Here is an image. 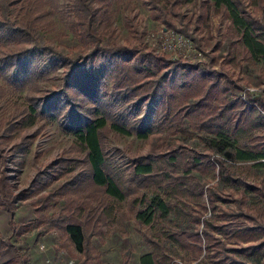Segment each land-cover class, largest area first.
<instances>
[{
    "label": "trees",
    "instance_id": "1",
    "mask_svg": "<svg viewBox=\"0 0 264 264\" xmlns=\"http://www.w3.org/2000/svg\"><path fill=\"white\" fill-rule=\"evenodd\" d=\"M108 1H70L69 29L87 46L72 55L39 42L29 11L25 9L14 21L7 16L8 0H0V45L13 44L11 49L0 50V77L14 88L25 86L30 91L10 116L8 130L45 118L44 124L57 121L74 135L65 154L36 170L24 190H40L43 176L57 179L81 165L67 181L40 193L32 203L37 212L60 198L54 213L16 224L12 215L17 194L11 188L5 157L13 161L10 155L24 153L31 138L23 135L6 149L0 146V209L6 212L9 226L16 235L32 224L41 226L40 234L49 230L65 233L87 259L91 236L103 235L106 220L120 208V202L127 201L134 222L151 230L142 233L150 250L139 256V264H179L166 251L171 245L192 253L194 259L204 252L213 264H250L237 255L261 251L264 225L237 220L252 219L240 207L215 221L214 209L225 198L197 178V173L216 171L224 182L240 184L243 189L253 187L233 176L220 157L182 144L163 150L154 147L127 156L123 171L107 156L103 142L109 132L124 135L132 130L137 137H145L149 129L142 123L152 114L167 132L181 131L187 125L211 134L210 149L223 154L226 162L252 161L264 168V97L246 90L245 100L227 94L221 73L185 58H169L162 49L104 43L105 33L98 26L108 19ZM145 1L150 17L166 30L188 33L178 8L192 0ZM209 1L229 21L236 54L264 65V0H248L260 10L259 18L245 8L244 0ZM55 61L60 68L59 83L38 87L36 77L46 66L53 68ZM103 68L111 78L104 93L97 71ZM140 106L143 114L134 117ZM72 151L78 154H68ZM206 207L209 216H204ZM226 239L232 240L226 244ZM10 248L0 237V256ZM17 261L18 255L12 254L0 264ZM204 261L201 257L196 264Z\"/></svg>",
    "mask_w": 264,
    "mask_h": 264
},
{
    "label": "rangeland",
    "instance_id": "2",
    "mask_svg": "<svg viewBox=\"0 0 264 264\" xmlns=\"http://www.w3.org/2000/svg\"><path fill=\"white\" fill-rule=\"evenodd\" d=\"M70 1L8 0L7 16L15 21L27 9L34 17L36 39L41 43L49 44L57 51L73 55L84 51L87 46L69 29ZM244 4L250 13L260 17V10L248 0H244ZM178 11L182 13V21L189 34L166 30L162 23L150 17L145 0H109L108 19L99 24L98 30L105 33L103 42L107 44H141L144 50L162 49L169 58L181 57L198 63L199 67L213 68L222 74L219 78L227 94H237L245 100L243 91L246 90L252 95L264 97L262 89L264 65L261 61L247 60L240 54H236V47L232 43L234 34L223 10L214 7L209 0H192L180 5ZM177 37L180 39L177 40ZM12 47V41H6L4 46L0 45V50H8ZM59 71L56 61L53 68L46 66V70L36 77L37 86L48 88L58 84ZM97 71L102 80L100 91L107 92L111 85V78L105 68L97 69ZM0 89V146L6 149L23 135L31 138V143L24 153L10 155L13 161H9L8 156L5 157L11 188L17 194L12 220L16 224L27 220L34 221L43 215L54 213L61 202L60 198H57L55 202L51 200L49 207L35 212L32 209V203L37 196L67 181L81 165H77L71 173L57 179L50 180L43 176L44 186L40 190L26 191L24 188L36 170L41 169L57 155L65 154L74 135L57 121L44 124L45 118L36 119L30 126L8 130L13 120L10 116L15 112L16 106L23 101L27 92L30 94V91L25 86L14 88L1 77ZM142 114L143 108L140 106L133 116L138 117ZM142 127L149 129L146 136L142 138L137 137L132 130L124 135L115 132L107 134L103 147L115 165L125 171L128 165L127 156L145 153L154 147L163 150L178 144L206 152L211 157H220L225 164L229 165V171L233 176L244 179L253 187L243 189L240 184L224 182L218 177L216 171L213 174L197 173L199 181L205 186L212 185L214 190L225 198L215 207L212 218L215 221L223 220L226 218L223 213L238 212L241 208L255 220L244 217H237V220L248 223L259 222L264 225V168L254 165L252 161L233 159L226 162L223 154L210 149L211 134L194 130L187 125H184L181 131L167 132L158 125L154 115L147 114ZM261 132L263 133L264 130ZM68 154L77 155L78 153L72 151ZM119 206L120 208L114 211V215L106 220L103 235L91 236V249L87 259H83L82 251L71 243L65 233L49 230L40 234L41 226L32 224L21 233L11 234L8 238L11 241L8 240L13 247V253L18 255L16 264L19 262L22 264H139V256L150 250L148 244L142 239V233L147 234L151 230L148 226L134 222L130 203L122 201ZM209 214L206 207L204 216ZM231 240L226 239V244ZM41 242L44 248L35 252L36 245ZM166 251L179 264H196L201 257L205 259L203 264H213L212 259L203 256L204 252L194 259L192 253H186L172 245ZM237 256L250 264H264V246L257 254ZM46 258L50 260L46 262Z\"/></svg>",
    "mask_w": 264,
    "mask_h": 264
},
{
    "label": "crops",
    "instance_id": "3",
    "mask_svg": "<svg viewBox=\"0 0 264 264\" xmlns=\"http://www.w3.org/2000/svg\"><path fill=\"white\" fill-rule=\"evenodd\" d=\"M12 221L15 222L14 220ZM11 234H14V232H13V228L10 227L7 222V214L4 210L0 209V237L5 241L9 242L10 240L8 238L10 237ZM12 254L14 253H13V247L11 246L9 252L0 256V263L4 262Z\"/></svg>",
    "mask_w": 264,
    "mask_h": 264
},
{
    "label": "built area",
    "instance_id": "4",
    "mask_svg": "<svg viewBox=\"0 0 264 264\" xmlns=\"http://www.w3.org/2000/svg\"><path fill=\"white\" fill-rule=\"evenodd\" d=\"M177 40L180 39V37L176 38ZM264 90V87L262 88ZM44 248V244L41 242L39 244L36 245V249L34 250L35 252H38L39 250ZM50 260V258H46L45 261L48 262ZM19 264H22V262H19Z\"/></svg>",
    "mask_w": 264,
    "mask_h": 264
}]
</instances>
